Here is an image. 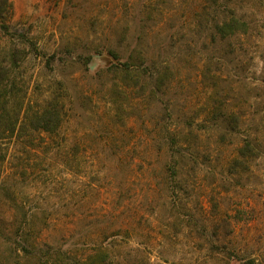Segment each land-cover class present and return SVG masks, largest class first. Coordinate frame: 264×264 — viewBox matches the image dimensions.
Here are the masks:
<instances>
[{"label":"rangeland","instance_id":"1","mask_svg":"<svg viewBox=\"0 0 264 264\" xmlns=\"http://www.w3.org/2000/svg\"><path fill=\"white\" fill-rule=\"evenodd\" d=\"M9 1L0 46L22 37L34 44L23 66L31 98L55 80L66 90V118L55 140L27 160L16 158L11 145L1 166L0 182L16 184L30 237L41 233L70 251L108 242L123 252L131 245L143 264H241L247 257L264 264V0L236 2L249 32L233 41L227 57L225 43L200 50L201 0ZM132 48L148 61L169 63L175 78L165 96L136 95L116 109L105 72L109 50L127 55ZM210 56L213 87L200 71ZM212 90L242 117L239 132L222 144V126H211L205 110ZM187 120L197 124L199 151L207 156L194 166L164 154L156 128H180ZM241 137L251 138L260 156L247 170L228 172L223 162ZM165 163L175 164L173 178H165ZM7 211L0 198V213ZM226 215H233L227 240L237 258L223 252L224 230L215 227Z\"/></svg>","mask_w":264,"mask_h":264},{"label":"trees","instance_id":"2","mask_svg":"<svg viewBox=\"0 0 264 264\" xmlns=\"http://www.w3.org/2000/svg\"><path fill=\"white\" fill-rule=\"evenodd\" d=\"M238 1L201 0L197 17L204 34V45L200 50L205 51L208 43H225L222 53L224 57L235 52L236 43L233 41H241L249 32V23L237 8ZM11 5L9 0H0L1 28L4 31H7L5 21L11 14ZM22 38L19 44L0 46V177L9 146L16 147L19 154L16 158L27 160L25 156H29V153H35L41 147L44 149L55 140L61 132L67 112L66 90L60 80L47 85L37 98H31L23 66L35 49L33 43L24 41L25 37ZM126 54L109 50L112 62L105 70L111 76L108 95L116 109L136 95L147 99L165 96L175 78L170 64L148 61L134 48ZM50 57L53 59V55ZM212 60L211 56L203 59L200 71L203 78L213 80L210 83L213 87L217 84V77L211 72ZM209 98L205 110L210 117L211 126H222L217 138V142L222 144L227 135L239 132L242 117L235 109H230L226 101L218 99L216 90L210 92ZM167 125H156L163 140L164 154L170 159L177 156L184 164L193 166L198 165L199 160L203 163L207 160L204 151H199L200 135L196 132L197 124L193 120L185 121L180 128ZM259 156L258 145L249 137H241L239 145L235 147V154L224 160L223 164L228 172L245 171L248 164ZM163 169L165 178H173L177 173L175 164L165 163ZM20 170L21 175H24V167ZM0 196L8 209L6 213H0V264H122L126 260H131V264H143L139 249L131 245L123 252L108 242L96 243L86 251H70L40 239L41 233L32 239L29 228L25 227L29 219L16 196L15 182H0ZM232 216L221 218L215 227H222L224 230L227 243L223 244V252L227 257L237 258L236 246L231 240H227L233 230ZM216 236L217 233L214 234ZM241 264H257V261L255 257H247Z\"/></svg>","mask_w":264,"mask_h":264}]
</instances>
